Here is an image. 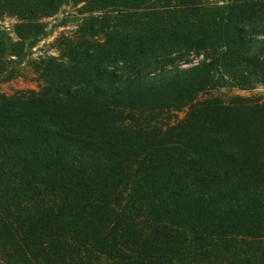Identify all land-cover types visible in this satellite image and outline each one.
I'll return each instance as SVG.
<instances>
[{
  "label": "trees",
  "instance_id": "1",
  "mask_svg": "<svg viewBox=\"0 0 264 264\" xmlns=\"http://www.w3.org/2000/svg\"><path fill=\"white\" fill-rule=\"evenodd\" d=\"M68 2L0 92V264H264V100L200 98L264 86V0H0V73Z\"/></svg>",
  "mask_w": 264,
  "mask_h": 264
},
{
  "label": "rangeland",
  "instance_id": "2",
  "mask_svg": "<svg viewBox=\"0 0 264 264\" xmlns=\"http://www.w3.org/2000/svg\"><path fill=\"white\" fill-rule=\"evenodd\" d=\"M86 15L80 13V5L68 2L59 10L43 19L45 29L42 35L31 41H24V48L19 57L10 56L4 72L0 73V92L12 94L19 89H39L44 83L41 73L43 59L50 56H60V40L63 37L75 36L78 26ZM17 19L13 15H4L0 18V27L5 30L13 40H18L16 33ZM232 95L252 97L254 100H264V86L256 84L252 88L242 89L234 86H217L214 89L200 93V98L218 96L228 100ZM173 119L185 115V108L170 114ZM97 264H109L108 258L101 255Z\"/></svg>",
  "mask_w": 264,
  "mask_h": 264
}]
</instances>
